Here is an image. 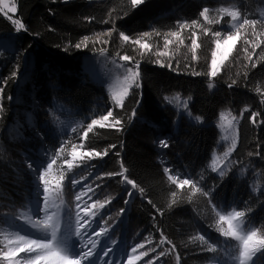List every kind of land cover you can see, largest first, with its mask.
<instances>
[{"label":"trees","instance_id":"obj_1","mask_svg":"<svg viewBox=\"0 0 264 264\" xmlns=\"http://www.w3.org/2000/svg\"><path fill=\"white\" fill-rule=\"evenodd\" d=\"M7 1L17 9L8 15L20 20L25 30L17 31L13 21L0 12V132L16 120L25 123L26 118L14 116L10 107L18 73L23 71L26 78L21 77L24 80L17 89L26 95L17 107L22 98L27 99V92L35 93L37 128L44 138L36 153L40 149L47 162L56 161L45 174L55 203L49 213L59 216L68 253L75 233L76 195L86 192L81 207L95 201L105 205L93 210L107 229V242L119 243L121 264H127L124 253L131 254L137 245L143 247L137 248L136 255L148 253L137 264L149 260L153 264H238L239 242L220 234V227L226 228L227 223L219 222V215L243 211L245 231L259 229L264 235V0H142L136 6L131 0ZM204 9L208 11L202 16ZM229 12L237 13L239 19L233 21ZM244 19L257 24L238 28ZM237 30L240 37L233 50L217 76L210 77L214 33ZM121 32L131 41L147 42L150 50L124 41ZM145 32L151 35L145 37ZM193 33L199 44L195 59ZM85 37L89 38L86 47ZM166 41H171L167 47ZM101 55L117 59L127 55L133 58L128 64L139 61V87L129 89L123 107L111 101L104 84L87 70L86 59ZM102 97L108 102L106 110L97 106ZM59 105L92 118L110 109L113 116L107 124L121 123L94 126L87 138H83L84 129L78 134H54L41 122H50ZM221 114L237 119V139L223 175L212 170L214 153L226 147L219 127ZM36 139L34 134L12 142L4 135L0 139V250L5 252L17 235L44 237L22 221V212L34 206L32 176L22 149L25 143L35 146ZM159 139L168 145L161 151L155 143ZM79 142L84 152L94 149L107 155L76 161L69 170L64 161ZM159 154L165 165L159 163ZM165 167L180 179H192L209 195L189 186L177 188ZM45 168L46 163L39 172ZM124 176L135 182V190L124 182ZM39 215L42 219L44 212ZM161 252L165 255L160 256ZM0 264L7 262L0 258ZM255 264H264V254H257Z\"/></svg>","mask_w":264,"mask_h":264},{"label":"snow or ice","instance_id":"obj_2","mask_svg":"<svg viewBox=\"0 0 264 264\" xmlns=\"http://www.w3.org/2000/svg\"><path fill=\"white\" fill-rule=\"evenodd\" d=\"M131 3L133 6H136L140 3H142V0H131ZM7 9V11H5ZM17 11L15 4H13L11 7L8 6V4L5 2V0H0V12H3L5 16H8V13H15ZM208 9H204L200 15L204 16L205 13H207ZM227 11V9H225ZM228 15L231 16L232 20L235 21L239 19V16L235 12H229ZM8 18L11 20L12 17L8 16ZM13 23L17 26L16 30H25L24 24L20 20H14ZM196 22L193 21V24ZM257 24V21L255 20H248L244 19L243 23L239 24L238 28H244L245 25H251L255 26ZM183 27V25H181ZM205 33H207V29H205ZM151 33L145 32L143 33V36L149 37ZM173 36L179 37V33H172ZM216 37H220L221 33L216 32L214 33ZM121 38L129 42L131 41V38L127 35H125L123 32L120 33ZM240 37V32L237 30L236 35H232L231 32H229L223 40L224 45V51L220 53V60L221 62L223 60H226L230 52L232 51L233 46L236 44L237 40ZM99 38V37H98ZM88 37L84 38V46H87ZM132 43L139 44L141 49H149L151 46L147 43H141L139 39L135 41H131ZM183 41H181L182 43ZM106 43V41H104ZM171 43V41H166L165 47L168 46V44ZM216 48L219 50L221 48V40L216 39ZM77 48L81 47V44L76 45ZM199 47V44L197 43L196 35L193 33L192 37V51H193V59H195V50ZM256 47H259L257 44ZM247 51V49H245ZM159 55L164 56L167 55L166 53H159ZM217 55L218 51L212 52V60H211V67H210V77H215L218 74V67H217ZM122 61L125 62H132L133 58L124 55L120 57ZM251 59V57H249ZM163 66V65H162ZM256 65L253 64V67ZM135 67L137 68V71H133L132 68L127 69V75L124 78V82L127 84V87L124 88V91L118 95L113 96V100L115 101L116 105L119 107H123V101L125 97L128 95V90L133 85L136 87H139V84L137 83L138 77H139V61L135 62ZM15 75V73H13ZM235 83V82H234ZM209 87H212L210 84ZM3 92V89L0 88V93ZM167 99V98H165ZM0 110H2V105H0ZM133 115H135V112H133ZM256 114L253 113V116ZM113 116L112 110H107V114L102 116L100 120L93 119L90 124L87 125V131L84 132V137L87 138L88 132H90L94 126L99 125L100 127H116V125H119L121 122L119 120H115L114 123L106 124L105 122L109 120L110 117ZM224 119L223 114H221V120ZM253 123H255V120L253 119ZM228 126L231 127V121L228 122ZM161 147H168L167 143L165 141H160ZM112 147H115L114 145ZM235 147V141H233L232 148H229L228 152L224 154L225 158L231 153L233 148ZM57 155H59V152H57ZM78 155H82L84 157L88 158H102L103 155H107V151L104 153L97 152L94 149L91 151H86L81 153H78L75 150V147H73L72 151V157L73 160L76 159ZM73 160H67L65 163L68 165V169L71 170L73 165ZM46 163V168L44 169V172H38V179H37V195L40 196L41 188H40V182H42V200H43V208L41 209L39 206H37L36 211H43L44 216L42 219L39 220H33L31 217H25L24 219L27 221L28 225L32 229H35L41 233L46 234L42 238H31V233L28 235H17L14 241H9V248L8 251L0 250V258H3L7 264H96L97 260L101 259L100 252H103L104 256L107 257L111 253V249H108L105 251L104 248H101L99 251H96L97 249V241L93 240L91 236H88L87 242L85 245L80 247L76 252L69 254L66 248V237L62 238L61 233V223L58 214L55 211H52L49 213L50 208L55 207V203L53 200L50 199V192H49V182L45 178V174L49 169L53 167V164L56 163L55 159H53L51 162ZM223 163V160H219L218 158L214 159L212 161V170L217 171L219 169V165ZM29 167H31V164H29ZM164 171L168 173L170 169L165 168ZM223 169H220V175H223ZM108 175H114V174H108ZM120 175H123V173H120ZM64 179V175L62 174L60 176V180L57 181V187L60 184V181ZM169 180L172 181L174 184H176V187L179 189H184L186 186H189L194 192H200L204 196H208L209 193L204 192L203 189L197 188L195 182L192 179L185 178V179H179L178 176H172L169 175ZM124 182L131 185L132 189L135 190L137 185L134 181L128 180L126 176H124ZM75 186V182H74ZM88 191H92L89 189ZM140 192H143V189H140ZM131 192L129 193V196H131ZM87 193L81 192L76 195L77 200V212H76V224H75V235L83 238L90 229L93 227L94 217L97 215V211H94L93 209L103 208L105 205L101 203L100 201H95L89 206L87 203H84L83 207H81V203H79L82 200V197L86 196ZM175 195V193H173ZM90 199V197H89ZM128 201H125L127 203ZM151 203V201H149ZM124 211L123 209L121 210ZM83 213V215H81ZM245 212L243 211H232L229 212L227 215H219V222H226L227 227H220L219 232L220 234L225 238H230L235 241L239 242L238 247V256L236 257V260L238 261V264H255V257L258 253L264 254V235L260 234L259 229H249L245 231L244 226V217ZM98 226V225H97ZM105 228H100L98 232H94L93 234L96 237H100L102 234H106ZM166 239V238H165ZM201 240L204 239L203 236L200 237ZM164 243V239H162L161 244ZM170 243V242H169ZM90 244L91 247H88L87 245ZM143 247L142 245H137L135 248H132L131 254L124 253V255L127 256V264H137V261L141 260L142 257L147 256V252H140L139 255H136L137 248ZM210 251H215V247H210ZM149 251H155V249H150ZM23 253L24 256L21 259H17V257L20 256V254ZM165 255L164 252L160 253V256ZM104 264H108V261L105 260ZM147 264H153L152 260H149Z\"/></svg>","mask_w":264,"mask_h":264},{"label":"rangeland","instance_id":"obj_3","mask_svg":"<svg viewBox=\"0 0 264 264\" xmlns=\"http://www.w3.org/2000/svg\"><path fill=\"white\" fill-rule=\"evenodd\" d=\"M5 2L8 4L9 7H11L13 5V4H10L7 0H5ZM261 13L264 17V7L262 8ZM231 34L236 35L235 32L231 33ZM226 36H227V34H221L220 37H217V39L221 40V48L219 50H217V48L215 47V51H218V55H217L218 71H219L221 65L223 64V62L225 61V60H223L221 62L220 53H222L224 51L223 40H224V38H226ZM232 50H233V48H232ZM133 65H135V63L128 64L127 62L122 61L121 59L109 57L106 55L91 56V57H88L86 59L87 70L89 71L90 74L91 73L94 74L93 77H95L96 79H98L100 82H102L104 84L105 92L108 93L109 98L114 103H115V101L113 100V96L120 95L124 91V88L127 87V84L124 82V78L127 75V69L132 68L133 71H137L136 67ZM24 74L25 73H23V71H20L18 73L19 81L17 84V88L20 86V82H22L24 80V79L22 80V78H26V75H24ZM23 75H24V77H22ZM29 80L30 79H28V82H29ZM17 88L15 90L14 96L11 98V104H10L11 112H13L14 116H24L26 118V120H25V123L20 122V120H16V121H14L15 124L14 123L13 124L8 123V124L4 125V128L0 132V139L4 135V138H7L9 142H12V141H15L17 139L23 140L24 138H29V137H31V134H34V136L36 138H38V140L37 139L35 140V146L31 145L29 143L28 144L25 143L24 148L22 149L25 153H23V154L21 153V154L24 155L25 157H28L25 160H23L24 164H26V166L28 167V170L30 172H32V174H33V171L35 170V171H37V174H38L40 169L43 168L45 160H46V158L44 157V161H43L42 165L40 166V168H38L39 170H37L35 168L34 163H31L33 161H36L37 158L42 157V153H40V152L36 153L39 141L41 144L43 142V139H44L42 137L40 130L37 128V124L40 125V121L37 118L36 111L39 109L37 106V102L33 101L34 100V94H35V93L33 94V91H31V93L27 92V99L22 98L23 102H22V105H20L21 107H17L18 101L21 100V97L26 95V93L22 92L21 90L19 91ZM128 92H129V90H128ZM14 102H16V104ZM107 104H108V102H107V100L104 99V97H102L101 99H97V106L105 107L104 110H106ZM23 105L27 106V108H31V110L25 111ZM106 114L107 113H105L104 115H106ZM104 115H100L97 118H92L91 115H89V113H86V115H84V113L80 112L79 110L68 108L64 105H59L58 109L56 111L52 112V115H51L52 117H51L50 122L45 123L43 121V122H41V124L43 126H46L48 128V130H50V132H53L54 134H61V135L73 134V133L78 134L83 129H84V132L87 131V127L84 128V126L87 124L88 121H90L91 119L92 120L93 119L100 120V118ZM223 116H224L223 120H221V117H220L219 127H220L221 133H222V140L226 143V147L223 151L216 152L213 155V160L218 158V163H219V160H223V163L219 165V169L217 171H215L216 173H218L220 171V169L225 168L230 154L226 158H225L224 154L226 152H228L229 148H232L233 141H235V143H236V139H237V131H236L237 119H236V117L234 115H231V114H223ZM15 119H17V118H15ZM108 121H106L105 123L107 124ZM229 121H231V127L228 126ZM90 123L91 122H89L88 124H90ZM84 132H82V133L84 134ZM83 134H79V135H83ZM80 137L81 136H79V138ZM162 140L159 139V140H156V142H155L156 148L159 151H161L165 148V147L160 146V141H162ZM163 141H165V140H163ZM44 147H45V149L48 150L47 144H44ZM73 147H75V150L78 153L82 154L84 152L82 150L83 142L76 143V144H74ZM72 151H73V148L71 149L70 153L68 154L69 157L66 159V161L67 160H73ZM18 153H20V152L18 151ZM82 159H92V158H88V157H84L82 155H78L76 157V159L73 160V165H75L77 163L76 161H79ZM158 161L160 164H163V165L166 164L165 158L162 157L160 154L158 156ZM29 164H31V167H29ZM64 165L68 168V165L65 163V161H64ZM165 168H167V167H165ZM25 169H27V168H25ZM166 174L168 175V177H169V175H172L170 171ZM172 176H175V175H172ZM33 178L35 181L36 175L33 174ZM179 179L180 178H178V180ZM35 184L37 185V181ZM42 187H43V184L41 183L40 184V188H41L40 196L38 197V195L36 194V197L34 198V199H36L37 202H40V203L43 201L42 200V195H43ZM85 190L86 189H84V191ZM36 193H37V191H36ZM131 197L132 196L128 195V199L126 200L128 202L125 203L126 208H128L130 205ZM38 206L41 208V204ZM126 208L122 212L123 215H125ZM40 212H42V210L39 211V213ZM81 215H83V213H81ZM26 216L29 217L28 212L26 213ZM93 219L95 222L93 223L92 229H90L89 232L83 238L76 236L74 233V236L72 238V242L70 243V250H71L70 254L76 252L80 247L85 245L87 242L88 236H91V238L93 240L97 241L96 251H99L101 248H104L105 251H107L108 249H111V253L107 257L104 256L103 252H100L101 259L97 260L96 264H104L105 260L108 261V264H121L120 263L121 259L120 258L118 259V257H119V246H120L119 243L109 244L107 242V237H105V235H107V233H108L107 231H106V234H102L100 237H96L93 233L98 232L100 228H105V227L101 226L102 221L100 220V217H94ZM22 221L27 223V221L25 219H23ZM39 233H41V232H39ZM41 234L43 236L46 235L44 233H41ZM87 246L91 247L90 244H88ZM23 256H24V254H22V255L20 254V256L17 257V259H21ZM102 257H104V259H102ZM125 263L126 262H124L123 264H125ZM21 264H22V260H21Z\"/></svg>","mask_w":264,"mask_h":264},{"label":"bare ground","instance_id":"obj_4","mask_svg":"<svg viewBox=\"0 0 264 264\" xmlns=\"http://www.w3.org/2000/svg\"><path fill=\"white\" fill-rule=\"evenodd\" d=\"M9 16V15H8ZM7 16V17H8ZM12 21H14L15 19L14 18H12L11 19ZM39 152L40 153H42V159H44V156H45V154H44V151H42V150H40L39 149ZM38 161V160H37ZM32 163V162H31ZM43 162L42 161H38V163L37 164H35V167L37 166V165H41ZM31 173V176H32V182H33V187H34V191H33V193H36V191H37V187H36V184H35V181H34V178H33V174H32V172H30ZM35 217H37L36 219H34V218H32L33 220H39L40 218H38V216H35ZM23 253H21V255H22ZM118 259H119V257H118Z\"/></svg>","mask_w":264,"mask_h":264},{"label":"clouds","instance_id":"obj_5","mask_svg":"<svg viewBox=\"0 0 264 264\" xmlns=\"http://www.w3.org/2000/svg\"><path fill=\"white\" fill-rule=\"evenodd\" d=\"M41 170V169H40ZM34 195H36L37 193H33ZM37 202H34V206L31 208V209H28V210H25V211H23L22 213H29L30 215H35L36 214V208H37ZM41 203L39 202V205H40ZM38 213V216L40 217V215H39V212H37ZM41 213V212H40ZM22 217H23V219H24V216L22 215ZM41 218V217H40Z\"/></svg>","mask_w":264,"mask_h":264},{"label":"built area","instance_id":"obj_6","mask_svg":"<svg viewBox=\"0 0 264 264\" xmlns=\"http://www.w3.org/2000/svg\"><path fill=\"white\" fill-rule=\"evenodd\" d=\"M45 157V156H44ZM42 165V164H41ZM40 165V166H41ZM36 168V167H35ZM33 173L35 174L36 172H35V170L33 171ZM42 182H40V184H41ZM37 202V201H36ZM37 203H39V202H37ZM22 215L24 216V217H27L26 216V213H22ZM28 215H29V217H32V215H30L29 213H28Z\"/></svg>","mask_w":264,"mask_h":264}]
</instances>
